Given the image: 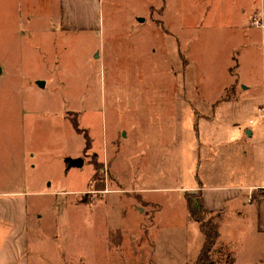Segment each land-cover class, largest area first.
I'll return each instance as SVG.
<instances>
[{
	"label": "rangeland",
	"instance_id": "1",
	"mask_svg": "<svg viewBox=\"0 0 264 264\" xmlns=\"http://www.w3.org/2000/svg\"><path fill=\"white\" fill-rule=\"evenodd\" d=\"M144 2L106 0L105 31L92 35L23 26L15 0H0V190L52 192L28 196L24 264H191L203 236L185 191L264 181V118L243 101L253 82L264 103V11L250 25L243 12L220 13L238 0H208L201 28L198 0H170L169 11L155 0V24L138 35L129 26ZM234 64L239 81L221 93ZM208 101L240 123L222 145L204 134ZM73 157L84 165L69 166ZM235 228L223 233L251 232Z\"/></svg>",
	"mask_w": 264,
	"mask_h": 264
},
{
	"label": "crops",
	"instance_id": "2",
	"mask_svg": "<svg viewBox=\"0 0 264 264\" xmlns=\"http://www.w3.org/2000/svg\"><path fill=\"white\" fill-rule=\"evenodd\" d=\"M105 1L106 0H15V15L21 19V24L23 26L46 25L44 27H47L48 29L51 26H54L64 32L70 31L78 34L90 33L92 35H97L99 30L100 32L105 31L104 27H102L105 18ZM207 1L208 0H198L199 4L196 8V15H201L198 21L201 28H205V25H207L205 22L207 18L210 17L208 16L210 13V5H208ZM238 1L237 9H235L234 6L228 7L224 5L220 13H223L222 16L224 18H228L231 13L243 12L244 16H248L250 25H253V20L257 19L255 17L259 16L258 11H264V4L261 5L262 7H258L259 5L255 3L254 0ZM161 2L163 6L166 7L165 9L169 11L170 0H161ZM144 3L146 4V10L142 12L137 11L135 13H137L138 16L144 13L145 17L142 19H134V21L131 22V26H129L131 29H138V35L145 32L144 29H140L142 26H147L151 23L155 24V18L151 17L153 9L157 5L155 0H145ZM187 14L188 12L184 8V14L182 16H188ZM251 17L253 18L252 21ZM186 22L187 21L185 20L180 25L184 30L188 29ZM17 26H20L19 22H17ZM258 28L262 29L259 38L264 44V27L260 26ZM251 31L252 30L248 32L246 37L249 39L248 41L253 43L252 40L254 39V35L251 34ZM178 33L180 32L174 30L176 36H178ZM149 36H151L150 33ZM155 36L156 35H154V38ZM241 43L242 41H240V45ZM146 44L147 48L151 45L149 49L151 53V41L146 42ZM153 46L155 47V45ZM233 55H235V50ZM232 57L234 60L236 59V56ZM235 64L237 67L238 63ZM235 64L229 67V72L232 71L231 68H233ZM236 75L232 73L231 81L228 85L223 86L221 93L227 86H231L234 82L239 81V76ZM143 87L144 85H141V88ZM247 88H249V90L252 89V95L247 96L243 101H246L249 104L252 103V106L255 105L258 111L264 109L262 108L264 107V103L262 104L257 101V97L255 96V84L252 82L251 86H244V89ZM261 97L262 96H259V100ZM263 97L262 99H264ZM212 101H208L210 103L209 106L211 105V107L208 108L207 114L205 111V113L202 114V119L205 121L204 134H206V138H209V147L222 145V143L226 141L223 133L224 128L228 126L237 128V124H240L235 123L228 118V115L234 112L235 109L231 106L221 108L214 107V102L216 101ZM262 101L264 102V100ZM250 122L254 123L252 120ZM199 130L200 129L198 128V133ZM238 130L241 131V125H239ZM237 133V135L234 134L233 136V142L235 143L242 137L241 132ZM245 133H247L248 137L251 139L254 136L253 128L250 126L245 127ZM245 152L248 155L249 151L246 150ZM188 189L189 190L185 191L184 195L186 207V192H199L203 196L204 207L206 210L221 213L220 235L212 252V256L215 260L214 264H264V241L259 239L260 234H263L264 236V181L254 184L224 182L208 185L202 184L201 182V184L194 185ZM76 191L79 190H74V192ZM38 193L47 195L52 192L49 190L36 192L27 188L0 190V264H24L27 253L26 244L29 235L27 199L29 195ZM140 209L142 210V208ZM234 216H237L239 220L233 221ZM248 219L252 220L253 226L245 224ZM226 226H235L236 228L234 232L237 234L240 229L248 227H251V232L240 233L242 237L239 235L228 236L226 232L223 233ZM220 238H223L224 241L220 242ZM195 257L197 258V255ZM195 259L191 264H196Z\"/></svg>",
	"mask_w": 264,
	"mask_h": 264
},
{
	"label": "trees",
	"instance_id": "3",
	"mask_svg": "<svg viewBox=\"0 0 264 264\" xmlns=\"http://www.w3.org/2000/svg\"><path fill=\"white\" fill-rule=\"evenodd\" d=\"M89 140L88 138V143H90ZM97 171L94 173V176H96ZM186 202L190 217L198 223L203 236V243L197 254L195 263L214 264L215 260L212 256V252L220 235L221 213L206 210L203 196L199 192L188 194Z\"/></svg>",
	"mask_w": 264,
	"mask_h": 264
},
{
	"label": "water",
	"instance_id": "4",
	"mask_svg": "<svg viewBox=\"0 0 264 264\" xmlns=\"http://www.w3.org/2000/svg\"><path fill=\"white\" fill-rule=\"evenodd\" d=\"M44 83H42L43 85ZM69 166H76V167H82L84 165V158L78 157V158H70L68 160Z\"/></svg>",
	"mask_w": 264,
	"mask_h": 264
},
{
	"label": "built area",
	"instance_id": "5",
	"mask_svg": "<svg viewBox=\"0 0 264 264\" xmlns=\"http://www.w3.org/2000/svg\"><path fill=\"white\" fill-rule=\"evenodd\" d=\"M259 111H260V113H261L260 115H261L262 117H264V109H260Z\"/></svg>",
	"mask_w": 264,
	"mask_h": 264
}]
</instances>
